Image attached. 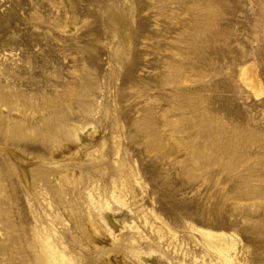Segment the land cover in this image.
I'll use <instances>...</instances> for the list:
<instances>
[{
  "label": "rangeland",
  "instance_id": "374dc122",
  "mask_svg": "<svg viewBox=\"0 0 264 264\" xmlns=\"http://www.w3.org/2000/svg\"><path fill=\"white\" fill-rule=\"evenodd\" d=\"M253 65L264 85V0H0V264H218L196 228L264 264Z\"/></svg>",
  "mask_w": 264,
  "mask_h": 264
},
{
  "label": "bare ground",
  "instance_id": "6f19581e",
  "mask_svg": "<svg viewBox=\"0 0 264 264\" xmlns=\"http://www.w3.org/2000/svg\"><path fill=\"white\" fill-rule=\"evenodd\" d=\"M114 22H115L116 29H117L118 33L120 34L124 45L125 46H129V44H130L129 31L127 30L125 25H123L122 21H120V19L118 18L117 15L114 16ZM240 78L246 84V87L252 92V94L254 95L255 98L258 99V98H261L264 95V85H263L261 79L259 78V75H258V72H257V68L254 67V65L253 66H249V67H245L240 73ZM12 135H14V134L12 133ZM18 135H19V137H21V135H23V134H21V133L16 134L17 138H18ZM24 135L26 136L27 132H25ZM10 137H11V135H10ZM9 139H10V141L8 142ZM22 139L24 140V138H21V140ZM8 140H7V142L10 144L11 138L8 137ZM15 140H17V139H14V141ZM67 140H68L67 142H63L60 145V144H58L59 141L57 143V141H54V139L51 138V142L54 141L53 142L54 143L53 146H55L56 148H57V145L59 146V148L61 146H64L63 149L68 150V151L69 150L70 151H74V153L76 152L78 157L82 156L83 148H85V146H87V145H90L91 142H92V139L88 138L85 134H69L67 136ZM14 141H12L11 144L16 142V141L15 142ZM45 147H46V149H48L47 145H45ZM61 151L62 150H60V152ZM52 152H53V149L51 150V152H49V154L50 153L52 154ZM60 152H59V154H60ZM52 155H54V152H53ZM16 159H18V158L16 157L15 159H13V163H15ZM38 176L39 175L36 173V171H31L30 174H26V172H25V178L23 176H21L20 177V182L24 186L25 185L32 186V184L34 186L37 183ZM115 200L119 203L120 206L125 207L124 206L125 203L120 201L119 198L115 197ZM106 219H107L108 222H107V227L106 226L104 227L105 230L107 232L109 231L111 233L114 232V234H117L121 229H124V223L125 222L129 223V225H130V227L132 229H135L137 227V226L134 225V222L132 220L120 221V219L117 216L113 215L110 212L107 214ZM99 224L100 223L96 221L95 225H96L97 228H98ZM157 229L159 231L162 230L161 227H157ZM98 230L100 231V229H98ZM196 231L201 233L205 237V239H206L205 243L208 246L212 247L213 250H214V253H216L217 257L219 259H221V260H219L218 264H230L231 263V261H230V252H231V250L233 249V246H234L233 242L231 243V247H230L229 244L227 243L228 240L222 234H219V233H210V234H208V232H206L204 230H201V229H198V228H196ZM52 255H54V256H52ZM49 258H50L49 262H46L45 264H74V262L71 259H69L68 256L65 253H62V252L54 253L52 251L50 253V255H49ZM147 262H149V261H147ZM150 262L154 263L155 260H152ZM43 263L44 262H42V261L39 262V264H43Z\"/></svg>",
  "mask_w": 264,
  "mask_h": 264
}]
</instances>
